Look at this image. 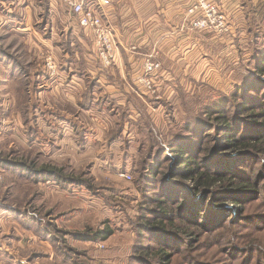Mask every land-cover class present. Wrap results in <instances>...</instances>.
Masks as SVG:
<instances>
[{
	"label": "rangeland",
	"instance_id": "374dc122",
	"mask_svg": "<svg viewBox=\"0 0 264 264\" xmlns=\"http://www.w3.org/2000/svg\"><path fill=\"white\" fill-rule=\"evenodd\" d=\"M248 2L251 14L242 2L237 5L244 16L235 29L224 0H196L198 19L213 7L225 14L227 29H195L190 20L196 37L203 39L198 40L196 73L183 77V71L181 79L171 81L181 91L176 88L165 99L169 104L143 111L150 132L142 129L144 135L135 131L133 138L124 135L117 144L99 145L111 155L103 159L86 157L77 140L57 146L46 125L71 113L77 126L87 124L88 139L99 144L114 129L113 122L108 128L77 110L84 84L64 87L79 69L88 70L80 63L83 48H72L76 61L68 68L73 74L63 70L71 57L69 31L88 40L83 54L89 67L109 72L114 62L102 66L96 61L92 35L59 0H0V244L8 259L15 264H264V151L250 155V162H238L236 153L219 147L228 131L212 128L215 104L231 118L235 138L264 137V67L257 70L264 55V0ZM146 62L139 84L156 71L146 72ZM95 93L110 100L98 87ZM180 146L193 153L201 170L231 177L235 184L228 187L250 176L257 191L210 193L203 199L181 187L180 194L172 166ZM160 163L171 167L167 180L156 174ZM48 164L63 168L67 178H30L19 168ZM173 192L175 201L168 199ZM198 206L203 209L199 217ZM220 221L222 227L215 229ZM106 227L113 231L106 240L76 235Z\"/></svg>",
	"mask_w": 264,
	"mask_h": 264
},
{
	"label": "crops",
	"instance_id": "0c3cea01",
	"mask_svg": "<svg viewBox=\"0 0 264 264\" xmlns=\"http://www.w3.org/2000/svg\"><path fill=\"white\" fill-rule=\"evenodd\" d=\"M224 1L226 8L231 11L232 28L238 29L243 25L244 11H238L237 5L242 2V8L245 7V12L251 14L248 13L251 9L249 0ZM194 2L195 0H109L103 7L104 19L111 27L114 40L115 67L109 72H99L92 67L89 74L91 79L96 80L101 95L115 101L122 109L128 107L127 115L133 118V122L124 120L123 135L133 138L132 135L137 131L136 122L142 118L141 113H137L139 108L140 111L148 112L150 108L163 106L159 100L167 99L179 87L174 82L173 86V79H181L183 71V77L196 73L198 40L203 39H198L196 31L190 27L193 16L188 10ZM74 34L83 44L88 42L77 33ZM145 59L155 61L160 66L150 77L145 76L153 82L151 90L138 82ZM205 59L199 62L201 68ZM69 81L67 85L64 84L67 89L83 85L76 75ZM153 100L158 106L153 104ZM77 110L87 114V117H95L99 122L108 124V128L112 126V119H107L101 110ZM91 126L93 129L98 127L100 135L104 134L105 131L101 132L102 127ZM0 264H15L14 260L6 257L1 244Z\"/></svg>",
	"mask_w": 264,
	"mask_h": 264
},
{
	"label": "trees",
	"instance_id": "16d2710c",
	"mask_svg": "<svg viewBox=\"0 0 264 264\" xmlns=\"http://www.w3.org/2000/svg\"><path fill=\"white\" fill-rule=\"evenodd\" d=\"M68 39H69V42H67L66 45L69 46V48H71L70 49L71 52H69V54H71V57H68V59L65 60L67 67H63V70L68 73L72 72L68 68V63L70 61H76V57L74 55L72 57V53H73L72 48H74V51L75 50L79 51V49L83 48L80 63L85 64L86 66L85 68H88V70H86L83 73H81L80 69L78 73H74V74L71 73L79 77L81 82L84 84L83 85L84 88L82 87V91H81L82 94L80 96V99L77 101V105L80 109L85 110V111H91L93 109L94 110L96 109L98 111L100 110L103 111V114L107 119H112V122L114 125L113 133L109 136V138L102 139L100 144L98 142H95L94 140H91V139L89 140L88 134L86 133V131H88L89 133L90 130L87 128V124H82V126L85 125L84 127L86 128L77 126L76 123H74L73 119L71 118L72 116L71 113L70 115H67V116L65 115V116L57 117L59 120V123L54 122V120L51 122L48 121L46 126L51 127V130H52L51 133H53V135L55 136V137H52V140L57 139L55 143L57 144V146L63 144L65 147H67V144H72L77 140V142L82 143L81 152L86 157H92V158L99 157L103 159H105L106 157L111 158L110 154L109 156L108 155L106 156L103 153V146H100L99 149H98V146L104 145V144L106 145L113 144V143L117 144L120 142L118 141V139L121 138V136H124L123 135V122L125 119H127L126 117H128L127 115L129 113L127 109L128 107L122 109L119 105H117L115 101L113 100L111 101V99L108 100V99L102 98L100 97V95L97 96V93H95V88L98 87L99 89V86L96 80L93 78L91 79L90 77V74H89V70L91 69V67H89L91 66V63H89L90 59L87 58L88 56H86V54L85 55L83 54L85 51L84 50L85 44H83L77 37L71 35L70 31H69ZM96 57L97 55L95 56V59ZM96 61L98 62V59H96ZM96 64L99 65V63H96ZM92 67L97 68L98 66H92ZM262 67H264V55L262 59H259V66L257 70H261ZM260 73L263 75L264 70L260 71ZM45 74L50 75V71L48 70L45 71ZM186 95H188V98H189L190 94L186 93ZM159 101L163 103V106L166 104H169V103L164 102L165 99H160ZM152 102L154 105L158 106V103L155 100H153ZM216 107L217 105L212 104V109L218 113L213 117L214 122L212 123V126H213L212 128L214 129L216 126H218L228 131V133L226 134V139L220 142L219 147L222 149L228 148L230 151L236 153V155H238L239 157L238 162H250V157L252 155L255 157L260 156L261 153H263L264 151V137L255 136V135H247L246 137H243V138H235V135L232 134L233 125H232L231 118L227 115L221 114L220 113L221 110L216 109ZM137 113H141L142 116L144 114L143 111H140V109H138ZM35 115H40V114L38 113ZM142 119L136 122V126H137L136 130L139 131L141 135L142 134L144 135L142 129L146 130V132H150V129L149 127H147L148 124H145ZM253 121L254 120H250L251 123ZM64 132H66V137L64 136ZM255 134H259L257 129L255 130ZM145 137H146V134H145ZM59 140H62L61 141L62 143H59ZM174 151L176 152L173 155L175 157V161L172 166L174 167L173 170L178 175V177H176L175 179L176 181L174 182V184H177V186L179 187L178 191H180V194L184 193L182 190L183 188L189 195L199 196V197L203 195V199H205V194L209 195L210 193H214V194L224 193V194H227L228 196H231L230 194H228V192H231L232 190L237 191V192H242V191L243 192H248V191L256 192L257 191L256 187H252V186H255L256 184L255 180L252 181L250 176L247 181H245L244 183H241L238 187L230 188L228 187L229 185L235 184L233 180L231 179V177H225L223 175H220L218 172H214L210 170H201L202 167L200 166V162L196 160V157H194L192 152L188 151L183 146L178 147ZM209 151L210 150H208V153ZM95 154L97 155L95 156ZM207 156H211V155L208 154ZM21 164L20 166H22ZM23 166L25 165L23 164ZM161 166L162 164L160 163V165H158L157 167V171L159 172L154 171V168H152L151 172H155V173L157 172L156 174H160L161 177L164 178V180L169 179L172 175V173H170L171 167L168 165L165 167L164 166L161 167ZM26 167L30 169L31 171H28L26 168H23V167H19V168H21L23 172L24 171L28 172L30 178L34 176L35 174L41 175L47 178V180H52V181H55V180L60 181V180H63V178H67L64 172V169L61 167H57L55 165H51V164L42 165L38 169H34L27 165ZM211 186L213 187L211 188ZM183 197H185L184 194H183ZM168 199L174 200L175 192H173L172 195L168 197ZM180 200L181 202L187 201L186 198H182ZM165 202L166 201L164 200L160 201V203L163 206L165 205ZM177 202H180V201H177ZM203 208H204V204H203ZM182 209L185 210L186 207L182 205V208L180 210ZM201 211H203V209H201L198 206L196 208L195 214H197V216L199 217L201 215ZM161 212L162 214H167V209ZM229 219L230 218H227V220ZM222 224L223 223L221 221L220 223H215V229L222 227ZM203 228L206 229L205 227ZM112 233H113L112 229L106 227L105 229L96 230L94 233H83V234L77 233L76 235L80 239H83V240H95L96 241V240H106L108 237L111 236ZM166 257H167V254L162 252L160 255V258L164 259Z\"/></svg>",
	"mask_w": 264,
	"mask_h": 264
},
{
	"label": "built area",
	"instance_id": "2783aa9c",
	"mask_svg": "<svg viewBox=\"0 0 264 264\" xmlns=\"http://www.w3.org/2000/svg\"><path fill=\"white\" fill-rule=\"evenodd\" d=\"M59 2L63 4L69 14L76 18L78 25L92 35L98 62L102 66L112 64L115 45L111 27L104 19L103 12V7L109 0H59ZM188 12L193 16L191 25L195 29L198 25L218 28L220 31L227 29L225 14L213 7H207L205 16L198 19L196 17L197 4L195 0ZM158 67L159 63L147 59L145 63L146 72H152ZM140 81L144 88L153 89V82L150 78L142 77Z\"/></svg>",
	"mask_w": 264,
	"mask_h": 264
}]
</instances>
